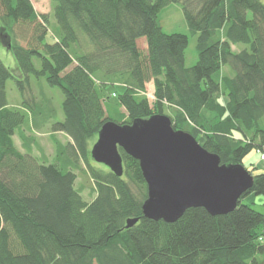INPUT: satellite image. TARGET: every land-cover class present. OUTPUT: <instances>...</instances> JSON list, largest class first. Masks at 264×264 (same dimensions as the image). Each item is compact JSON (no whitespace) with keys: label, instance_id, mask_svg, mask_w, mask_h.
I'll use <instances>...</instances> for the list:
<instances>
[{"label":"trees","instance_id":"1","mask_svg":"<svg viewBox=\"0 0 264 264\" xmlns=\"http://www.w3.org/2000/svg\"><path fill=\"white\" fill-rule=\"evenodd\" d=\"M50 1L54 31L31 0H0V39H12L8 50L20 78L0 61V264H264V213L254 208L264 195V172L243 166L252 150L258 161L264 153V3ZM174 3L196 39L191 67L188 36L165 33L159 24L161 11ZM31 78L40 100L10 105L6 82L14 81L23 97ZM41 80L61 91V120ZM148 84L152 102L143 95ZM156 114L221 164L242 165L252 175L231 212L188 208L173 223L152 221L142 215L146 184L138 161L118 148L121 177L93 166L90 149L104 123ZM28 118L32 130L50 129V162L29 153L27 143V152L14 146ZM59 132L69 142L55 140ZM78 173L92 183L89 202L75 188Z\"/></svg>","mask_w":264,"mask_h":264},{"label":"water","instance_id":"2","mask_svg":"<svg viewBox=\"0 0 264 264\" xmlns=\"http://www.w3.org/2000/svg\"><path fill=\"white\" fill-rule=\"evenodd\" d=\"M118 148L139 163L146 184L142 215L173 223L188 208H204L210 215L231 212L253 177L242 165L221 164L190 134L174 130L165 115H152L131 124L107 121L90 149L91 159L117 177L123 175ZM138 219L126 220V228Z\"/></svg>","mask_w":264,"mask_h":264},{"label":"rangeland","instance_id":"3","mask_svg":"<svg viewBox=\"0 0 264 264\" xmlns=\"http://www.w3.org/2000/svg\"><path fill=\"white\" fill-rule=\"evenodd\" d=\"M264 3V0H260ZM31 3L33 5L34 10L38 14H46L48 15L49 20V29L54 31L55 27V20L52 17V7L53 4L50 0H31ZM159 24L162 28V31L168 34L172 33H180L185 34L188 36V46L185 50V65L186 67H191L196 62V50H195V44L196 39L195 36L191 35L188 26L186 24V21L184 19L181 6L179 4H170L167 7H165L160 15H159ZM48 34V36L51 38V32ZM48 37V40H50ZM82 40V39H81ZM19 41V40H18ZM11 41H9V38L4 40V38L0 39V61L6 66L7 64H10L7 62L6 58L8 55H12L11 52L8 50L10 47ZM21 45H25V42L19 41ZM234 48V47H233ZM240 47L234 48L235 51H237ZM37 64V62H35ZM7 67V66H6ZM10 69V68H9ZM13 69V68H12ZM14 77L17 79H20L18 77V73L15 70H11ZM17 73V74H16ZM42 81V90L43 93L46 95V98L50 99L52 102V107L54 108L55 113H57V116H55L58 120L62 119V113H61V102L63 99V96L61 94V91L57 87H49L45 84L44 80ZM38 81L34 78H31V88L32 90L25 91V94L23 97L20 96L18 88L16 87V84L14 81L9 80L6 82V95H7V101L12 106H20L24 102L27 103V100L32 101V98L34 99V102L39 101L37 97V92L39 94V86L37 85ZM37 89V92H36ZM107 91L110 92L112 89H115L116 91H120L119 86H108ZM147 92L143 94L145 97H147L150 102H152V85H147ZM29 103V102H28ZM166 114H169V112L166 110ZM38 118H42L41 115H37ZM45 117V116H44ZM30 118H28V122L24 125H22L20 128L17 129L14 137V142L18 149L21 151L32 153L33 156L38 158H45L47 162H50L53 157L55 156V142L51 139V131L48 129V127H42L39 131L32 130L30 128L29 123ZM55 137V140L61 143L63 141V135L55 133L53 135ZM27 143L29 149H25V144ZM93 166H96L97 168H105V166L98 164L91 161ZM243 166L251 170L254 166L257 168L256 170L259 171L261 166L264 169V162L258 161V156L255 153V150H252L250 153L247 154V156L243 159ZM107 168V167H106ZM262 169V172L264 170ZM78 172V171H77ZM87 176V174H86ZM84 174L78 173V179L75 183V188L80 191V194L82 198L89 202L94 197V194L92 192V183L89 181L88 176L86 177ZM90 182V183H89ZM254 208L257 211H260L264 213V195H260L256 198V202L254 205ZM264 243V241H263Z\"/></svg>","mask_w":264,"mask_h":264},{"label":"crops","instance_id":"4","mask_svg":"<svg viewBox=\"0 0 264 264\" xmlns=\"http://www.w3.org/2000/svg\"><path fill=\"white\" fill-rule=\"evenodd\" d=\"M6 60H7V62H9L10 64H7L6 66L8 67V68H10V70H15L16 69V71H17V73H18V77H19V71H18V69H17V65H16V62H15V60H14V58L12 57V55H8V57L6 58ZM13 68V69H12ZM16 73V74H17ZM55 134V133H54ZM53 134V135H54ZM58 134H61V135H63V141H61V143L62 144H65V143H67V142H69V138H68V136L67 135H65V134H63V133H58ZM14 137L15 136H13V141H14ZM14 146L17 148V146H16V144H15V142H14ZM18 149V148H17ZM19 151H21L20 149H18ZM22 152V151H21ZM255 167V166H254ZM262 166H261V168H260V170L259 171H256V172H262ZM264 170V169H263Z\"/></svg>","mask_w":264,"mask_h":264},{"label":"built area","instance_id":"5","mask_svg":"<svg viewBox=\"0 0 264 264\" xmlns=\"http://www.w3.org/2000/svg\"><path fill=\"white\" fill-rule=\"evenodd\" d=\"M258 154H259V160H260V162H264V153H262V152L259 153L258 152ZM259 241H261V242L264 241V225L262 227V236L259 237Z\"/></svg>","mask_w":264,"mask_h":264}]
</instances>
